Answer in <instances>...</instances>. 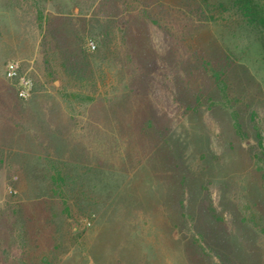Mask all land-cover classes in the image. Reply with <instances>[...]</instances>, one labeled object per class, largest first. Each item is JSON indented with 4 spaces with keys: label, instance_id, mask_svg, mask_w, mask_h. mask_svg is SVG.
Returning <instances> with one entry per match:
<instances>
[{
    "label": "rangeland",
    "instance_id": "1",
    "mask_svg": "<svg viewBox=\"0 0 264 264\" xmlns=\"http://www.w3.org/2000/svg\"><path fill=\"white\" fill-rule=\"evenodd\" d=\"M40 1L52 19L67 14L61 0ZM83 14L94 76L77 84L47 73L35 1L0 0V264H264V64L249 52L231 103L210 81L202 107L161 138L143 121L153 97L137 89L117 23L97 56L93 35L105 27ZM210 29L207 39L220 31ZM148 30L163 53L164 37ZM240 32L236 44L255 40ZM10 61L33 81L29 98L7 77ZM40 158L68 162L78 189L66 203L53 195L45 214L33 210L23 242L27 232H9L5 208L38 193L26 166Z\"/></svg>",
    "mask_w": 264,
    "mask_h": 264
},
{
    "label": "trees",
    "instance_id": "2",
    "mask_svg": "<svg viewBox=\"0 0 264 264\" xmlns=\"http://www.w3.org/2000/svg\"><path fill=\"white\" fill-rule=\"evenodd\" d=\"M34 1L44 31L41 46L45 69L50 76L64 82L67 75L74 77L77 84L94 76L89 53L79 34V13H90V17L105 27L103 32L99 30L93 35L100 45L97 56L111 47L117 23L122 45L134 62L132 72L137 78V89L146 99L153 97L144 103L143 121L146 128L153 129L161 138L170 133L181 117L202 107L210 81L224 100L231 103L237 82L234 74L249 52L264 64V0H61L67 14L53 19L46 5ZM75 8L79 9L78 14ZM149 27L164 37L167 47L163 53L154 44ZM243 27L255 37L247 46L235 43ZM210 28L220 29L213 39L204 37ZM75 46L80 50H75ZM170 94L178 102H169ZM234 119L240 131L236 111ZM40 160L41 164L26 166L28 186L33 187L37 179L41 180L38 193L24 198V202L11 201L5 208L9 232L14 234L21 228L27 232L23 242H27L32 230L29 222H33L34 211L45 214L53 195L66 203L67 196H72L69 193L74 194L78 189L77 180L67 172L68 162L52 164L47 158Z\"/></svg>",
    "mask_w": 264,
    "mask_h": 264
},
{
    "label": "built area",
    "instance_id": "3",
    "mask_svg": "<svg viewBox=\"0 0 264 264\" xmlns=\"http://www.w3.org/2000/svg\"><path fill=\"white\" fill-rule=\"evenodd\" d=\"M92 48H96V44L90 43ZM6 75L10 79H18V94L21 98H29L33 90V81L29 76L20 74V63L18 61H10L6 66Z\"/></svg>",
    "mask_w": 264,
    "mask_h": 264
}]
</instances>
